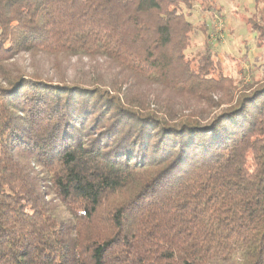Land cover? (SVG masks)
<instances>
[{
    "label": "trees",
    "instance_id": "16d2710c",
    "mask_svg": "<svg viewBox=\"0 0 264 264\" xmlns=\"http://www.w3.org/2000/svg\"><path fill=\"white\" fill-rule=\"evenodd\" d=\"M198 5L0 0V264H264V75Z\"/></svg>",
    "mask_w": 264,
    "mask_h": 264
},
{
    "label": "rangeland",
    "instance_id": "374dc122",
    "mask_svg": "<svg viewBox=\"0 0 264 264\" xmlns=\"http://www.w3.org/2000/svg\"><path fill=\"white\" fill-rule=\"evenodd\" d=\"M216 8L211 11H203L196 6L189 20L192 22L205 21L209 26L211 41L216 44V49L221 54L231 53L233 60L227 61V71L231 75H240V65L247 70V80L261 79L264 75V49L258 48L256 34L250 32L246 18L255 14L254 0H214ZM205 35L202 32L194 34V44L189 51L194 52L203 43ZM188 51V52H189ZM246 55L248 62H241L240 57ZM243 60V59H242ZM72 68H80L86 64V60L73 59L69 61ZM240 65H237V64ZM237 65V66H236ZM252 75L254 77H252ZM246 80V79H245ZM246 80V81H247ZM228 87L222 89L221 94H227Z\"/></svg>",
    "mask_w": 264,
    "mask_h": 264
}]
</instances>
